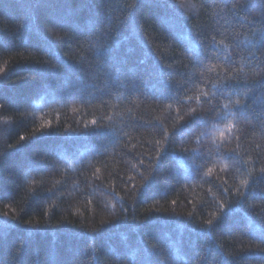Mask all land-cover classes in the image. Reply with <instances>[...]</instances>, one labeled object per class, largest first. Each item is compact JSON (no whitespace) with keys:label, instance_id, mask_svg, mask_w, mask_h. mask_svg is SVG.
I'll return each mask as SVG.
<instances>
[{"label":"trees","instance_id":"trees-1","mask_svg":"<svg viewBox=\"0 0 264 264\" xmlns=\"http://www.w3.org/2000/svg\"><path fill=\"white\" fill-rule=\"evenodd\" d=\"M261 249L264 0H0V264Z\"/></svg>","mask_w":264,"mask_h":264},{"label":"snow or ice","instance_id":"snow-or-ice-1","mask_svg":"<svg viewBox=\"0 0 264 264\" xmlns=\"http://www.w3.org/2000/svg\"><path fill=\"white\" fill-rule=\"evenodd\" d=\"M209 223H211V221H209ZM262 252H264V249H261Z\"/></svg>","mask_w":264,"mask_h":264}]
</instances>
